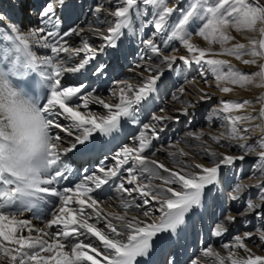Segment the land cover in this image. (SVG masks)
<instances>
[{"label":"snow or ice","instance_id":"1","mask_svg":"<svg viewBox=\"0 0 264 264\" xmlns=\"http://www.w3.org/2000/svg\"><path fill=\"white\" fill-rule=\"evenodd\" d=\"M181 3L185 6L180 7ZM26 4L27 0H20L16 7L35 16L40 26L28 29L0 13L3 35L15 43L18 53L0 66V264H149L154 253L175 244L191 214L204 206L206 191L218 182L222 166L255 156L254 167L264 176V125L240 127L248 121H264V104L255 115H241L234 113L251 101H221L212 115L225 114L226 134L187 133L189 142H198L197 154L208 163L192 160L188 151L178 147L179 142L153 150V141L164 130L158 125L178 121L179 116L160 108L158 114H151L149 123L141 124L137 118L158 92L166 69H173L177 61L199 66L205 85L209 83L205 73L212 74L222 93L233 91L227 85L264 87L262 0H176L172 6L169 0H116L115 4L109 0L107 6H90L95 21L87 27L63 18L68 0ZM145 13L152 17L147 20V25L154 27L151 36H159L160 43L151 37L141 41V62L132 69L138 83L114 81V87L108 89V99L114 102H108L96 88L89 90L90 85L64 82L70 74H83L89 67L96 78L103 77L108 65L98 57L118 49L120 40L134 34L136 20ZM193 25L195 30L189 31ZM144 28L140 25L139 31ZM232 30L247 34V43L234 42ZM193 35L202 37L208 46L194 43ZM174 40L186 49V55L164 54ZM33 46L51 54L37 55ZM222 56L234 57L253 70L246 73ZM186 90L182 85L178 92ZM196 91L200 100L211 99L203 88ZM258 99L264 101V94ZM90 106H99L101 111ZM195 106L185 100V106L177 111L187 115ZM129 123L139 126L138 135L132 136L134 146L123 144L112 154V165L79 176L69 156L89 155L90 141L118 143ZM252 127L261 135L248 143ZM205 135L220 147L235 143L243 154L214 150L203 139ZM256 145L262 150L256 152ZM157 151L166 152L171 166L154 158ZM249 187L259 191V203L246 200L237 215L225 206L211 235H229L238 218L244 224L255 220V231L231 237L223 244L227 255L205 247L203 256L215 258L216 264H264V255L254 254L245 243L258 239L264 247V181L251 186L236 183L228 200H242ZM113 191L118 197L115 207L108 195ZM26 213L32 218H26ZM241 250L246 255H241ZM163 264H181L174 249L168 251ZM184 264L200 261L189 257Z\"/></svg>","mask_w":264,"mask_h":264},{"label":"bare ground","instance_id":"2","mask_svg":"<svg viewBox=\"0 0 264 264\" xmlns=\"http://www.w3.org/2000/svg\"><path fill=\"white\" fill-rule=\"evenodd\" d=\"M3 1H0V3ZM43 0H34L29 5H25V7H29L32 5H38L42 3ZM74 2V0H68V5H70ZM176 2V1H174ZM173 2V3H174ZM20 3V0H5L4 6L0 4V13H3L7 16L14 17V19L19 22L20 24L24 25L25 28L31 29L33 27H38L40 25L37 24V19L35 16L29 17L28 14L25 11H22L21 9L17 8L16 5ZM172 2H169V6H172ZM182 4V3H181ZM181 6V5H180ZM185 5L181 6L184 7ZM73 7L70 6L69 10L67 11L66 17L69 19V23H71L73 20H75V23L78 25L83 26L84 19L78 20L80 18V15H78L79 9L76 10V14H73ZM78 11V12H77ZM78 17V19H77ZM149 18L152 19V17L149 15ZM142 24H139L140 26ZM144 31L142 34H151L154 31V27L150 25H144ZM51 27V26H50ZM25 28H21V31L23 32ZM3 28L0 27V66L5 65L8 63L9 59H14L18 53L15 52V43L12 41H9L5 38L3 35ZM135 26L133 28V33L135 34ZM134 34L129 33L126 34L119 42V51L121 50L123 55H125L124 62H130L128 73H130V76H122V75H116L111 73V68L109 67L110 64L113 62L111 61L110 57H107V55H102L98 57V61L104 62L108 65V71L107 73L100 78H96L94 75L91 74V67H89L87 70L83 72V74H70L64 82L67 83H85L86 85H90L89 90L91 88H96L98 90L99 95H101L103 98H105L108 102H114L112 100H109V92L108 89L114 87L113 82L116 80H123V79H129L132 83H138L139 81L132 77V69H134L137 65V63H140V56L142 54V45L143 44H137L136 42H132L130 45L126 44V36H129V39H134ZM168 34H171V31H168ZM151 38H154L150 36ZM149 37V38H150ZM165 39L167 36L164 37ZM145 39H148L145 37ZM193 42L196 43L199 46L207 47L208 44L206 41L203 40L202 37L192 38ZM173 42V43H172ZM78 43V41L74 42ZM170 44H176V51L173 52L171 49L168 52L167 47L164 49V54H175L177 56L179 55H186V49H183L182 45H180L178 40L171 41ZM141 45V46H140ZM164 47L163 45H161ZM213 48L218 49L213 45ZM33 51L37 53V55H45V54H51L48 50L45 49H39L36 46H33ZM130 53H133L135 57L137 58V62H133L128 55ZM65 55V54H61ZM222 59L229 60L232 64L238 65L239 61H237L234 57L229 56H222L220 57ZM110 62V63H109ZM183 64L182 61H177L174 67L177 66L176 71L174 72V67L171 70H167L165 72L164 77L162 78V81L159 83V89L158 92L153 94V97L149 99V101L146 102V104L141 108V110L138 113V119L141 121V124L143 123H149L150 117L152 113H159L160 108H164L166 112L169 115L172 116H179V120H172V121H165L161 122L158 127H163V131L160 132L159 137L153 141L154 149H160V148H169L170 145L177 144L178 138V131L177 129L173 128L171 131H169L170 124L175 121L179 123L182 119H187V121L192 122L191 125H189L185 131L180 135L183 138L187 139V133L189 132H196L203 130L206 134L211 133L212 135H220L221 133H225L227 131V121L225 120V125L218 124L217 121L212 119L208 120H199L198 118H194V113H200L204 111V108H210L212 105L214 108L219 109L221 107V101H237V102H243V100L247 99L251 101V103L246 106L245 109L239 110L238 112L234 114H247V113H253L254 115L258 113L259 108L262 104H264V101H259V97L264 94V87H256L255 85H249L246 87H240L239 85H227L229 87L233 88L232 92L229 93H222L219 91V89L216 87V82L214 79V76L210 73H205L204 78L209 81L207 85L203 83V80L200 75V68L197 65H191L187 66L185 65L186 71L190 70H196L197 75L196 77H193L190 74H187L186 71H180V67ZM246 68L249 70L250 66H246ZM139 71V69H137ZM121 76V77H120ZM170 77V78H169ZM182 77H186L185 80L187 81H193V83L188 84L184 83L182 84L181 81ZM171 79L173 82H175V88L172 87L171 91L172 94L170 96V100L168 103H165V98L160 97V89L164 87L166 84L167 79ZM195 78V80H194ZM64 79V78H62ZM93 84H96L92 86ZM184 86L187 90L180 94L178 92V89L181 86ZM223 86V85H222ZM177 88V89H176ZM198 88H203L205 93L211 94V99L206 100H200L199 95L196 91ZM180 96V99H174L173 97ZM185 100H191L193 103H195L194 108H189V112L187 115H184L183 112L177 111L178 109H182L185 106ZM217 106V107H216ZM93 111H101L99 106H90ZM255 110V111H253ZM191 111V113H190ZM213 111V110H212ZM213 113V112H212ZM211 113V114H212ZM225 114L222 112V116ZM186 121V124H187ZM123 123V121H122ZM255 124H262L264 125V121H261L259 119L245 122L243 125H240L241 129L243 130L244 127H251ZM138 128L139 126L136 124L129 123L126 128L123 131V135L118 143H101L98 141H90L89 142V148L92 155H96V161H94L96 164L90 166L88 161H86L83 158H80L76 162L72 163V167L74 170H78L82 176L86 174V172H90V170L95 171L99 166L103 165H112L114 162L111 159L112 154L118 150L120 146L123 144H128L129 146H134L132 142V136L138 135ZM95 135V134H94ZM176 137H175V136ZM261 135V132L259 129H256L254 127L251 128V134L250 138L248 139V143H254L255 139ZM176 138V139H175ZM208 141V143L212 146L214 150L226 152L230 155H241L243 154V150L235 147V143H233L232 147H220L215 142H213L210 139V136L205 135L203 138ZM181 141V140H180ZM186 141V140H185ZM180 143V142H179ZM226 143V142H222ZM198 142L196 141L194 144H192V147L197 150ZM169 146V147H168ZM191 146V145H190ZM188 145H185V143H181L178 145V147L183 148L185 151H188L190 153V158L192 160H195L196 162L200 163H208L207 159L199 156L198 154L191 151V147ZM175 150V149H174ZM262 149L259 148L258 145H256V152L261 151ZM101 154L102 156L98 158V155ZM150 155V153H148ZM78 156L79 154H71ZM160 162L165 163L166 165L171 166V161L167 159V154L164 151H157L156 156L154 157ZM252 161L254 162V165L256 163V157L255 156H248L245 158V160L242 162L241 169L239 170L238 174L235 175L234 171L236 172L235 165L233 166H222V170L220 172L218 182L215 184V186H211L210 191H206V200L204 206L198 208L196 212L192 213L190 218L187 221V224L184 228V231L180 233L179 237L176 238V242L174 245L171 246V248L165 247L163 251L158 250L156 253H154L151 258L149 264H161L159 255L163 254L164 252L174 248L176 249V258L181 261V264H184L186 260H188L189 257L192 258H198L200 261V264H216L215 258L213 257H204L203 256V249L200 251L196 248L194 242L191 239V235H195L197 227L196 225V216L202 217L201 220L203 222V232L205 233V241H204V248L211 246L215 251L219 252L221 255H227L226 249L223 248L224 243L230 242L231 237L235 235H242L244 232L252 231L254 225L252 223L250 224H244L241 223V219L238 218L236 223L230 228V234L226 235L224 237H214L211 235L212 229L215 227L216 223L219 221V219L222 218L221 213L225 206H230L232 211L230 214L237 215V209H241L248 199H252L255 202L259 203V191L255 189L254 187H249L245 189V191L242 193V200L237 201V204L235 205L234 202L229 201V203H223L222 202V195H224V192L228 191L227 193H231L236 183H243L245 185H255L257 182L264 181V176H261L259 171L254 167L250 172H246L247 168H245L246 162ZM249 170V169H248ZM227 175L228 177L232 178L233 182L231 183H225V186L222 187L220 184V179L223 175ZM214 194V198L218 199L214 205L210 203V198ZM109 196L112 197L113 207H115V203L118 199L117 194L115 192H109ZM107 197H105L106 199ZM107 208V204L105 205ZM213 209L214 211H217L218 219L215 220L216 222H210L207 221L204 216L206 213L210 212V210ZM111 210V209H109ZM219 214V215H218ZM156 215L158 216L159 213L157 212ZM26 218H32L30 213L25 214ZM33 223L37 226L40 225L39 221L33 220ZM202 230V229H201ZM255 231V230H254ZM253 231V232H254ZM245 243L253 250V253L256 255H264V247L260 246V241L258 239L254 240H246ZM241 255H246L243 253V251H240Z\"/></svg>","mask_w":264,"mask_h":264},{"label":"rangeland","instance_id":"3","mask_svg":"<svg viewBox=\"0 0 264 264\" xmlns=\"http://www.w3.org/2000/svg\"><path fill=\"white\" fill-rule=\"evenodd\" d=\"M0 1H3V2H1L0 4H2V6H4V2H5V0H0ZM34 0H27V4L26 5H29V4H31V2H33ZM174 1H176V0H169V2L171 3H173ZM115 2H116V0H112V3L113 4H115ZM262 2H264V0H262ZM97 3H100V4H105L106 6L108 5V3H109V0H74V2L71 4V2H70V5H68L66 8H65V10H64V12L63 13H61V15L63 16V18L64 19H66L68 22H69V19L66 17V15H67V11L69 10V8H70V6L72 5V6H74L73 7V11H74V13L73 14H76L75 12H76V10L77 9H79V12H78V15H80V18L78 19V20H82V19H84V24H83V26L84 27H87L88 26V24H90V23H93L94 24V21H95V17L93 16V14H92V12L90 11V6H93V5H95V4H97ZM175 3V2H174ZM181 6H183V5H185L184 3H182V4H180ZM180 6V7H181ZM102 16L104 15L103 13L101 14ZM148 19H150L149 18V15L147 14V13H145V15H143V16H141V17H139L137 20H136V22H135V24H134V26H135V34H134V39L132 38H130L129 39V36L127 35L126 36V44L127 45H130L133 41L134 42H136L138 45L139 44H142L141 43V41L142 40H145V37L146 38H149L150 36H151V34H146V33H144V34H142V32L141 31H139V24H142V25H147V20ZM197 23H199V22H197ZM195 25H193V27L192 28H190L189 29V31H194L195 30ZM232 34L235 36V41L234 42H244V43H247V39L246 38H244L247 34H237L234 30H232ZM252 35H256V34H252ZM197 38V37H199V36H197V35H193L192 36V38ZM153 39H155L156 41H157V43L159 44L160 43V37L159 36H156V37H154ZM93 40H94V42L95 43H100V41L98 40V39H96V38H93ZM173 43V42H172ZM176 44H169V46L167 47V49H168V52L171 50V49H175L176 47ZM141 46V45H140ZM142 47V49L144 48V45H142L141 46ZM215 47H219L218 45H215ZM119 51V50H118ZM107 56L108 57H110L111 58V61L113 60V62L110 64V66L112 67L111 68V73L113 74L114 72V74H119V73H121L120 75H124V76H130V73H128V68H129V64H130V62H124V59H125V55H123V53H122V51L120 50L119 52H118V54H117V57H118V59L116 58V56H115V50H110L109 52H108V54H107ZM128 57L133 61V62H137V58L135 57V55L133 54V53H130L129 55H128ZM245 59H247V58H249V57H247V56H245L244 57ZM234 65V64H233ZM236 66V68H238V69H241L242 71H244V72H250L251 70H253V68H252V66H250V69L248 70L247 68H246V65H244L241 61H239V64L238 65H235ZM176 68H177V66L176 67H174V72L176 71V73H177V70H176ZM112 70H114V72L112 71ZM186 71L187 69H185V65L184 64H182L181 65V67H180V71ZM186 73L187 74H190L191 73V75L193 76V77H196V75H197V71L194 69V70H190V72H189V70L188 71H186ZM116 74V75H117ZM121 77V76H120ZM170 78V77H169ZM167 79V81H166V84L164 85V87L162 88V89H160V97L161 98H165V103H168V101L170 100V96H171V94H172V91H171V89H172V87L173 88H175V82H173L171 79ZM184 79H186V77H182V80L183 81H181V83L182 84H184L185 83V81H184ZM94 85H96V84H93L92 83V86H94ZM177 89V88H176ZM217 107V106H216ZM214 110H217V108H214V106L212 105L210 108H204V111L203 112H200L199 114L197 113H194V118H198L199 120H204V122H205V120H209L210 119V121H212V119H214L215 121H217L218 122V124H220V125H225L226 124V122H225V120H224V116H222V112L220 113V115L219 116H213L211 113L213 112ZM190 113H191V111H190ZM186 121H187V119H182L179 123H177V122H175V121H173L171 124H170V127H169V131H171L173 128H175V129H177L178 131H176V132H178V135H177V137L176 138H178V141L180 142L178 145H180L181 143H185V145H188V146H190L191 147V151H193L194 153H196L197 154V150L196 149H194L193 147H192V144H194L196 141L194 140V139H192L191 140V142H189L188 141V139H186V138H183V137H181L180 135H182V133L185 131V129L189 126V125H191V123L192 122H188L187 121V124H186ZM175 138V139H176ZM181 140V141H180ZM186 140V141H185ZM169 147V146H168ZM171 150H174V148L173 149H171ZM102 155L101 154H99L98 155V158H100ZM168 159V158H167ZM169 160V159H168ZM241 165H242V162H236V165H235V169H236V172L234 171V173H235V175H237L238 174V172H239V170L241 169ZM245 166V168H247V170H246V172H250L253 168H254V162H252V161H249V162H246V164L244 165ZM249 169V170H248ZM231 182H233V180H232V178H230V177H228L226 174L225 175H223L222 177H221V179H220V184L222 185V187L223 186H225V183H231ZM228 191H226V192H224V195H222V202L223 203H229V200H228V195H229V193H227ZM218 199H215L214 198V194L212 195V197L210 198V203L212 204V205H214L215 204V202L217 201ZM235 203V205L237 204V202H234ZM219 215V214H218ZM218 217L219 216H217V211H214L213 209H211L210 210V212H208V213H206V215L204 216V218L207 220V221H212V222H216L215 220H217L218 219ZM201 218L202 217H198V216H196V227H197V230H196V233H195V235L196 236H198V238L195 236V235H191V239H192V241L194 242V244H195V246H196V248L198 249V250H202V249H204V241H205V233L203 232V222H202V220H201ZM252 224L253 225H257V222L255 221V220H253L252 221ZM202 229V230H201ZM255 230V227H253V229H252V231H254ZM195 236V237H194ZM197 241L200 243V246L198 245V243H197ZM203 245V246H202ZM202 246V247H201ZM174 247V246H173ZM172 247V249H174ZM198 247H201L200 249L198 248ZM172 249H170V250H172ZM170 250H168V251H170ZM168 251H166V252H164L163 254H160L159 255V258H160V263L161 264H163V262H164V258L166 257V254L168 253Z\"/></svg>","mask_w":264,"mask_h":264}]
</instances>
